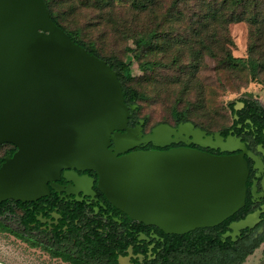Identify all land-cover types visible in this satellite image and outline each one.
Wrapping results in <instances>:
<instances>
[{"label":"water","instance_id":"95a60500","mask_svg":"<svg viewBox=\"0 0 264 264\" xmlns=\"http://www.w3.org/2000/svg\"><path fill=\"white\" fill-rule=\"evenodd\" d=\"M136 108L125 104L117 72L72 40L45 0H0V144L16 146L0 166V202L45 195L62 169H76L94 171L98 189L130 219L167 234L216 226L243 207L249 152L240 138L190 121L143 134L144 119L128 127ZM177 141L185 146L128 151ZM251 218L222 236L235 240Z\"/></svg>","mask_w":264,"mask_h":264},{"label":"flooded vegetation","instance_id":"af4514ba","mask_svg":"<svg viewBox=\"0 0 264 264\" xmlns=\"http://www.w3.org/2000/svg\"><path fill=\"white\" fill-rule=\"evenodd\" d=\"M130 118L134 121L132 115ZM184 123L169 125L177 128ZM137 124L128 121L129 128ZM152 128L147 130L143 124V134H148ZM238 128L241 130L235 135L245 143L249 152L244 155L248 164L246 197L242 209L231 215L241 218L232 219L227 226L229 230L232 222L252 215L251 226L242 229L236 238L245 236L256 241L264 237V130L258 131L254 124ZM183 146L185 143L182 141L172 142L163 148L152 143H140L128 151L167 150ZM188 146L212 154H226L218 149L194 144ZM0 148L1 166L7 156L13 155L16 146L2 143ZM50 184L48 193L35 199L0 202V226L16 240L26 243L30 264L159 263L158 255L164 242L159 233L162 230L130 219L110 204L98 189V176L94 171L62 169ZM187 233L173 234L172 264H205L203 259H195L193 253L177 251L179 241ZM215 261L221 263L220 259Z\"/></svg>","mask_w":264,"mask_h":264},{"label":"rangeland","instance_id":"374dc122","mask_svg":"<svg viewBox=\"0 0 264 264\" xmlns=\"http://www.w3.org/2000/svg\"><path fill=\"white\" fill-rule=\"evenodd\" d=\"M55 2L56 9L63 14L66 27L81 29V37L84 41L95 43L102 54L116 55L131 62V73L134 77L132 84L144 95V99L139 101L140 116L148 119L147 130L163 120L172 123L170 111L181 96V92H184V95L186 92V95L178 106L180 108L190 106L191 118L213 132L231 124L228 102L236 101L250 93L264 106V70L258 72V80L251 79L246 68L233 70L223 67L219 65L217 58L205 54L199 60L198 69L189 76L188 73L182 72L183 66L192 62L188 47L173 41H169L168 45L164 44L162 48H154L150 52L144 51L141 57V48L137 49L131 37L141 34L145 26L158 28L164 32L175 31L180 34L189 32V27L199 19L195 16L197 13L191 16V10L186 12L188 8L192 9V1L187 3L182 19L160 16V13L169 7L171 0H162L157 5L154 16L138 15L133 12L131 0H114L111 6L101 9L93 5L78 9L72 8L73 5L64 0H55ZM214 25L215 23L212 26ZM227 29L226 33L219 27L215 29L216 38H221L223 42L210 43L212 50L219 53L221 46L225 44L234 56L246 57L249 44L248 23L232 22ZM205 37L206 35L202 34L200 40ZM193 45L199 48L200 41ZM182 47L184 48L181 57ZM135 52H140L139 59L134 57ZM174 55H179L178 61L180 60L183 65L182 68L156 66L144 70L140 67L141 60H156L166 64L172 61ZM178 75L190 77L191 82L185 86L183 82L175 81L174 78ZM185 100L192 104L185 103ZM1 150L2 148L0 153ZM0 264H30L26 243L13 238L2 226H0ZM241 264H264V242Z\"/></svg>","mask_w":264,"mask_h":264},{"label":"trees","instance_id":"16d2710c","mask_svg":"<svg viewBox=\"0 0 264 264\" xmlns=\"http://www.w3.org/2000/svg\"><path fill=\"white\" fill-rule=\"evenodd\" d=\"M73 5L72 8L77 7L88 8L95 6V8H106L114 3V0H64ZM162 0H131V9L136 14L155 15L157 5ZM192 1V9L187 8V3ZM47 8L50 12L53 21L68 33L72 40L79 43L86 48L91 54L106 60L111 67L117 72L119 81L121 82L124 102L128 106L137 104V108L131 111L132 122H138L139 119H144V125H147L148 119L140 116V104L139 101L144 99L143 93L132 84L134 77L131 73V62L120 59L116 55H104L97 48L95 43L86 42L81 37L82 32L79 28L69 29L64 24L63 14L56 9L55 0H45ZM182 5L184 8H182ZM162 10V6L160 7ZM192 11L191 16H195L197 19L195 24L189 27V32L185 34L176 33L175 31L164 32L158 28H151L145 26V30L137 36H132V42L137 47L141 48V57L144 51H151L154 48L159 49L169 44V41H173L181 46H187L190 52L191 61L186 65H182L179 55H174L171 62L166 64L156 60H141L140 67L144 70L153 69L156 66L159 67H177L184 69L182 72H186L189 76L198 69L199 60L202 55L215 57L219 60V65L223 67L236 70L237 68H246L250 73L251 79H256L258 72L264 70V0H171L169 7L160 13L161 17L170 18L176 17L182 19L184 17V11ZM157 16H155L156 18ZM246 21L249 25V44L247 46V56L237 57L234 56L230 48L224 44L221 46L219 53L212 50L210 43H222L221 38H216L217 27L227 32V27L232 22ZM213 23H215L214 26ZM145 25V24H144ZM195 25V26H194ZM193 26V27H192ZM206 35L205 39L200 40L201 35ZM216 39V40H215ZM226 38H224V41ZM200 41V47L195 48L194 43ZM163 43V44H160ZM183 48H181V57L183 55ZM187 51V50H186ZM134 57L139 59L140 52H135ZM178 61V62H177ZM181 73V72H180ZM176 77V76H175ZM177 82H183L182 84H189L190 77H184L178 75L174 78ZM186 95V92H185ZM184 92H181V96L176 101V104L172 106L170 116L172 123L167 120H163L159 123L178 124L184 122H192L196 127H199L207 133H214L210 129L198 124L191 118L190 106L180 108L178 106L182 100H184ZM238 102H242L243 106L240 109H235V105ZM185 103L192 104L188 100ZM227 107L230 111L231 124L219 129L220 134L226 137L230 132L233 134H239L241 128L249 127L254 124L258 127V131L264 130V106L262 103L252 94H247L244 97H240L236 101L227 103ZM237 116V118H235ZM137 118V119H135ZM250 122H247V121ZM158 123V124H159ZM240 208L238 211H240ZM236 213V212H235ZM127 217V216H125ZM241 218V216H230L221 223L213 227L196 228L189 231L185 237L179 241L177 251H188L193 253L195 259H203L205 264H241L248 255H250L264 240V237L252 241L245 238V236H238L236 240H232L230 237L224 238L222 234L228 231L227 224L232 219ZM159 233L163 236L164 242L161 247V252L158 255V264H172V238L173 234H165L162 231ZM220 254V255H219ZM216 258V259H215ZM220 259L221 263H217L215 260ZM184 261V260H183ZM184 264V262H183Z\"/></svg>","mask_w":264,"mask_h":264}]
</instances>
